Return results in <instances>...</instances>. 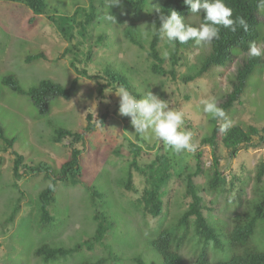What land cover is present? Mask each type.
<instances>
[{
  "label": "rangeland",
  "instance_id": "rangeland-1",
  "mask_svg": "<svg viewBox=\"0 0 264 264\" xmlns=\"http://www.w3.org/2000/svg\"><path fill=\"white\" fill-rule=\"evenodd\" d=\"M97 1V0H96ZM100 10V19L92 26L94 36L106 35L104 46L94 49L90 63L82 62L78 55L76 67L95 74L104 66L113 69L129 80L142 99L148 91L168 102L170 108L182 110L185 114V128L193 133L192 142L196 145L194 153L173 154L166 150L162 142L155 139L137 141L130 118L118 115L119 97L115 91L107 89L103 98L97 97V84L94 80L79 79L76 95L70 101L54 99L50 101L49 111L39 116L29 99L12 92L2 84L6 76H12L24 91L29 90L44 80H50L64 88L69 87L76 77L69 66L71 56L61 59V53L68 44L57 33L44 16L35 17L29 9L0 0V127L7 138H14L11 150H6L0 140V264H43L33 255L39 246L48 244L71 248L75 244L89 239L95 231L93 216L98 212L112 225L102 246L92 251L82 249L66 259L48 264H82L96 262L108 257L118 258L116 262L105 264H135L132 259L140 257L146 264H160L157 256L148 247V242L155 238L161 228L175 224L179 215L187 208L189 199L185 197L186 173L196 169L195 156L201 153L202 174L194 178L198 186L203 205V214L208 220L228 232L232 229L233 218L252 208L264 194V177L256 182L259 164L264 157V142L257 138L250 145L241 146L237 155L231 158L228 151L218 144L217 157L219 171L226 179L224 189L209 191L207 182L211 171V149L201 147L200 141L210 134V116L203 112L202 101L214 98L217 104L224 101L230 90V78L243 55L237 54L225 67L214 68L208 74L187 85L181 77L188 73L198 59L210 51L209 45L201 44L183 52L181 66L175 67L176 79L159 77L149 71L150 63L146 52L132 46L124 37L123 28L129 22L126 10L121 6L107 8L105 0ZM47 11L55 17L72 15L76 6L88 10V0H45ZM115 17L116 23L105 20L106 14ZM83 19L79 13L77 20ZM121 20V24H117ZM258 20L264 35V10H259ZM99 21L100 24L97 22ZM154 24L149 11L144 13L139 28L143 34L145 49L151 38ZM198 25V23H197ZM147 30L148 34L145 32ZM92 38L93 44L97 37ZM262 51L260 68L248 79L243 94L227 113L232 126L247 130L249 126L264 127V45L258 42ZM161 55L166 50L168 57L171 47L162 41L159 45ZM43 54V60L27 62V57ZM167 57V58H168ZM170 69V63L164 66ZM188 98V99H187ZM108 101V102H105ZM107 113L108 121L103 128L98 125L95 132L86 137L80 155L81 178L76 185H57L54 203L49 207L53 223L45 227L37 225V195L46 186L43 175L22 174L18 189L13 185L11 175L13 166L12 152L22 156L28 166L40 162L47 163L52 172H57L60 165L68 158V151L61 145L51 142L56 128L71 132H80L86 125V116L93 120ZM220 125L224 123L219 120ZM141 148L139 166L148 165L155 157L154 148L163 146L169 155L172 179L164 188L163 214L152 218L138 203L143 190L147 187L144 178L132 171L134 191H126L122 182L126 178L131 153L128 156H115L114 150L130 152L128 144ZM22 191L23 196L19 194ZM92 192H96L92 197ZM20 198L19 210L11 224L6 219L14 209L16 199ZM41 227V228H40ZM258 250H264L262 231L258 229L253 241ZM212 262L222 256L208 248ZM185 264H193L194 245L182 253Z\"/></svg>",
  "mask_w": 264,
  "mask_h": 264
},
{
  "label": "trees",
  "instance_id": "trees-1",
  "mask_svg": "<svg viewBox=\"0 0 264 264\" xmlns=\"http://www.w3.org/2000/svg\"><path fill=\"white\" fill-rule=\"evenodd\" d=\"M3 2L22 5L29 9L35 17L44 16L46 20L53 25L57 33L68 44L61 53L60 58L63 59L67 55L71 56L69 66L75 73L76 77L71 81L69 87L54 83L50 80H44L29 90H22L12 76H6L2 80V84L8 87L12 92L25 96L29 99L33 107L37 110L39 116H45L50 107V101L60 99L70 101L77 93L79 79L94 80L97 84V97L101 100L110 89L115 91L119 86L125 87L130 93L140 99V94L135 91L134 86L127 78L117 73L111 65L104 66L95 74L89 73L86 69L76 67L78 55H83L81 61L90 63L93 59L94 49L104 46L106 35L102 30L101 33L94 36L92 26L95 21L100 19V10L103 8L102 0H88V10L83 7L76 6L72 15H64L55 17L47 11L45 0H1ZM225 4L232 9L233 18L241 16L246 19L248 30L244 31L238 28L236 32H231L222 26H219V39L214 40L209 46L210 51L204 56L199 57L198 64L192 66L186 75L181 77L183 84L193 82L208 74L214 68H222L227 66L237 54L243 55L241 64L238 65L234 76L230 78V90L225 95L224 101L218 104L227 113L233 108L243 94L248 79L253 75L255 70L261 67V57H250L248 55L249 45L262 42L264 45V35L261 33V23L258 20L257 8L258 0H224ZM122 7L126 10L129 22L123 28L125 39L134 47L146 52V59L150 63L149 71L151 74L159 77H170L176 79L175 67L181 66L183 52L189 51L196 47L193 41L186 44L176 43L168 58L161 55L159 45L162 40L154 35L155 29H152L148 48L145 49L143 34L139 28L140 21L144 13L149 14L157 28L160 26L159 15H167L170 10H176L184 19L185 24L199 27L203 23V14H192L189 8L184 5L183 0H121ZM160 9V13L156 9ZM79 13H83V19L77 20ZM118 25L123 23L117 21ZM98 24L99 21L97 22ZM198 23V25H197ZM97 37L91 45L89 42L92 38ZM166 44V43H165ZM166 46H169L166 44ZM43 60V54H37L27 57L26 61ZM170 63V69L164 66ZM188 99V98H187ZM99 120V121H98ZM108 121V114L104 113L96 120H93L91 114L86 116V125L80 132H71L63 128H56L51 142L55 145H61L68 151V158L63 162L57 172H52L47 163L40 162L36 165L28 166L24 162V158L15 152H12L13 166L12 178L13 185L18 189V182L21 175H43V179L47 183L45 188L37 195V225L45 227L53 223V216L49 212V207L54 203V193L59 183L76 185L79 183L82 172L80 167V155L82 151L77 147L82 146L86 137L93 134L97 125L103 128ZM210 134L203 137L200 141L201 147H209L211 149V171L207 182L209 191L224 189L227 182L223 174L219 171V160L217 157L218 144L228 151L231 158L237 155L241 146L250 145L252 140L257 138L260 142H264V127L257 128L249 126L244 130L240 126H232L230 129L222 133L219 131L221 125L219 120L210 119ZM139 141V136H136ZM0 140L4 144L6 150H11L15 144L14 138H7L3 129L0 127ZM130 152L122 150H114L115 156H132L128 166V171L122 187L126 191H134L132 187V171L144 178L147 187L143 190L138 203L143 206L146 214L152 218H158L163 214V198L165 196L164 188L172 179V163L169 155L165 152L163 146L156 147L154 160L148 165L141 167L138 158L141 155V148L136 144H128ZM196 169L194 172L186 173L185 178V197L189 199L187 208L179 215L175 224L170 227L161 228L157 236L148 242V247L157 256L160 264H185L182 253L190 242L194 245L193 264H264V250H258L254 244L253 238L258 229L262 231V239L264 240V194L252 205L247 212L240 213L233 218L232 229L228 232L223 228L210 222L203 214L206 210L203 205V199L200 196L198 186L194 183V178L202 174L201 169V153L195 156ZM264 177V157L258 166L256 174V182L260 183ZM19 194L23 196L22 191ZM97 193L92 192L91 196L95 197ZM20 198L16 199L14 209L6 219L7 224H11L15 215L19 210ZM93 220L96 224L94 234L82 243L75 244L71 248L53 247L48 244L39 246L34 250L33 255L43 264L56 262L66 259L78 253L82 249L87 251L94 250L97 246H102L106 235L111 230L112 225L102 214L95 212ZM40 227V228H41ZM219 253L222 257L214 262L209 258L208 248ZM116 262L118 258L112 257L110 252L107 258L99 259L96 262H84L82 264H105L106 262ZM135 264H146L140 257L132 259Z\"/></svg>",
  "mask_w": 264,
  "mask_h": 264
},
{
  "label": "clouds",
  "instance_id": "clouds-1",
  "mask_svg": "<svg viewBox=\"0 0 264 264\" xmlns=\"http://www.w3.org/2000/svg\"><path fill=\"white\" fill-rule=\"evenodd\" d=\"M183 2L192 14H203V23L199 27L185 24L183 17L174 9L167 15H159V28L155 24L151 27V30L155 29L153 34L172 48L177 42L186 44L189 41H193L197 46L210 45L214 40L219 39V26L233 33L238 28L248 30L246 19L241 16L233 18L232 9L224 0H183ZM105 3L108 9L121 6V0H105ZM257 8L264 10V0H258ZM156 11L161 12L159 8ZM104 18L106 21L116 23L115 17L109 12ZM148 31L150 30L146 29V35ZM261 54V49L254 42L249 45L250 57H258ZM163 56L168 57L166 50ZM115 95L119 97L118 115L130 118L131 127L135 130L134 135L144 140L160 141L166 150H170L173 154L196 151V145L192 142L193 133L185 128V114L182 110L170 108L168 102L152 94L151 91H148L142 99H137L125 87L119 86ZM202 103L205 114L212 119L224 121L219 131L227 132L232 122L227 119L225 110L218 106L214 98Z\"/></svg>",
  "mask_w": 264,
  "mask_h": 264
}]
</instances>
